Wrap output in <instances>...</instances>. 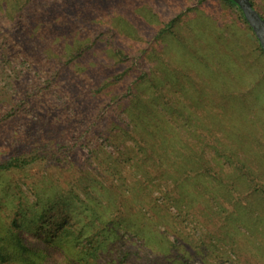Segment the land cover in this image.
Wrapping results in <instances>:
<instances>
[{
	"label": "rangeland",
	"instance_id": "obj_1",
	"mask_svg": "<svg viewBox=\"0 0 264 264\" xmlns=\"http://www.w3.org/2000/svg\"><path fill=\"white\" fill-rule=\"evenodd\" d=\"M254 2L264 16V0ZM44 3L47 11L37 16L35 26L28 28L23 24L17 27L18 32L30 41L31 33L40 36V30L42 36L51 27L50 32L58 38L56 47L64 46L65 41L72 44L73 39H97V46L81 67L83 75L90 72L95 84L131 67V80L146 84L156 98L155 103L158 101L165 108L164 120L156 116L155 120L165 127L164 135L169 140L165 162L168 167L175 161L188 163L190 151L178 148L179 158L173 155L177 154L179 138L188 136L190 125L197 126L196 132L201 129L215 139L219 150L226 144L227 152L235 154L231 162H224L214 149H208L217 165L224 166L222 171L215 168L225 185V193L210 196L200 182L179 190L170 177L156 186L158 178L148 175L145 186L152 190L139 197L128 188L137 181L136 176L140 177L139 173L131 176V172L152 171L151 161L139 154L142 160L137 165L133 161L122 162L136 154L131 150L132 140L119 148L103 144L98 163L106 167V160H119L123 164L122 178L102 177L94 171L90 178L102 180L110 188L106 196L111 194L114 205L122 207H117L115 215L162 220L160 231L171 230L169 239L179 238L178 250L187 251L193 264H264V54L239 9L226 0H44ZM11 37L14 40L7 43V50L17 40L15 35ZM1 54L0 49V57ZM114 58L121 60L114 63ZM36 67L37 63L30 65L19 60L5 65L4 71L0 69V117L12 105L16 88L21 87L35 98L29 81L36 79L38 86H44L49 75L41 76ZM127 83L124 82L123 88ZM72 88L66 86L65 90L71 93ZM37 100L25 120L7 121L14 137L9 141L15 140L18 145L11 151L5 148L10 143L1 139L0 158L40 140H50L61 128L67 136L73 132L71 142L78 146L69 154L66 153L69 149L63 150L68 154V163L60 171L38 162L27 170L0 175V215L8 224L15 218L21 222L27 244L47 247L49 235L54 232L64 235L68 221L74 231L84 233L87 229L82 207L72 198L71 189H79L83 199L88 197L81 187L86 183L82 177L93 169L90 149L78 136L93 127L87 124L88 102L68 104L62 98ZM168 120L177 127L169 126ZM167 165L161 166L163 171L167 170L166 175ZM123 178L122 186L128 189L123 188L122 192L116 184L123 183ZM55 187L62 190L63 199L53 197L52 209L45 212L43 207L49 194L46 190ZM176 191L182 196L177 205L168 197ZM140 200L146 201L142 213L138 211ZM142 220L138 222L141 229L152 228ZM57 242L64 244L63 238ZM83 244L88 243L84 240Z\"/></svg>",
	"mask_w": 264,
	"mask_h": 264
},
{
	"label": "trees",
	"instance_id": "obj_2",
	"mask_svg": "<svg viewBox=\"0 0 264 264\" xmlns=\"http://www.w3.org/2000/svg\"><path fill=\"white\" fill-rule=\"evenodd\" d=\"M226 1L239 9L243 19L255 34L241 8L232 0ZM250 1L256 8L254 0ZM45 7L44 0H0V49L2 50L0 69L4 71L5 65H12L19 60L28 61L30 65L37 63L39 65L36 67L38 74H42L41 76L49 75L44 81L43 87L38 86L36 79L30 80L28 83V87L36 93L38 99L62 98L67 100L68 104L76 101H83L86 104L88 102L86 108L88 113L87 124L93 129L89 130L87 134L78 136L79 141H82V144L90 149L89 157L93 169L92 172L88 171L82 177L86 183L81 187L83 194L88 197L83 199L80 197L79 189H71L72 198L80 202L79 207H82V212L85 215L87 229H84V233L74 231L68 221L64 225V235H57L54 232L47 238L48 246L40 247L26 243L21 231L22 224L19 220L15 218L8 224L0 215V264H193L187 251L178 250L179 238L176 237L172 241L168 236L171 230L160 231L162 220H157V217H149L146 221L140 219L152 226L145 231L139 227L138 222L140 220L137 216L134 219L129 215H115L117 207L120 205H114V201L109 197L111 194L106 196L110 188L102 180L96 179L94 181L90 177H93L94 171L99 172L102 177L103 175L106 177L118 175L119 178H122L123 164L119 160H106V167L102 162L99 161L98 163V160L101 151L104 150L103 144L108 143L110 146L119 148L120 144L132 140L131 150L132 153L135 152L136 154L130 155L122 162L133 161L137 165L144 156L153 165L152 171L143 169L131 172V176L136 175V173L140 175L139 178L136 176L135 180L137 181L128 187L132 192L134 191L135 196L140 197L139 194L152 190V187L145 186L144 180L148 175V177L158 178L159 181L156 186L160 185L161 182H167L168 177L173 178L175 186L179 190L192 188L195 183L200 182L199 185L204 188L203 191L213 196L221 191L223 193L226 191L219 172L215 168L218 167L222 171L224 166L217 165L213 154L209 156L208 149H214L217 155L223 157L224 162H231L230 159L235 155L234 152H227L226 144L222 150H219L215 146V139L212 140L209 134H205L201 129L196 132L194 127L197 129V126L190 125L189 130H187L188 136L179 138L180 143L175 150L177 154L173 155L175 159L179 158L178 148L182 152L190 151L187 154L188 163L181 164V162L174 160L173 166L168 167L165 162L169 155L166 146L169 140L164 135L165 127L162 126L161 122L155 120V116L164 120L165 108L158 101L155 103L156 98L150 94V88L146 84H138V79L131 80V67L115 72L111 79L106 80L104 78L101 84H95L90 72L83 75L82 73L85 71L81 67L85 61H88L86 57L93 53V49L98 44L97 39L85 41L84 39H73L72 44L65 41L64 46L56 47L55 41L58 38L56 39L55 33L50 32L51 27L46 33L42 32L43 37L39 29L40 36L37 33L35 35L31 33L32 39L30 41L18 32L17 27H21L23 24L28 28H32L31 25L35 26L37 16L43 11H47V7ZM260 15L264 18L261 13ZM12 35H15L17 40L12 45V49L7 50V43L9 44L14 40ZM53 35L55 39H53ZM259 47L264 54L261 44ZM118 54L116 53L115 56L118 57ZM120 60L114 58V63H118ZM125 81L128 83L123 88L122 85ZM66 86H72L75 93L67 92ZM16 90L12 105L0 117V140L6 139L10 144L5 148L11 151L18 143L15 140L9 141L14 137L11 130L7 128V121L15 120L19 123L25 120L29 112L33 111L35 107L32 104L38 101L36 97L35 99L32 95L28 96L21 87L16 88ZM59 120L62 122L61 119ZM168 124L174 129L177 127L169 120ZM203 125L207 126L205 122ZM65 132L61 128L59 134L50 140H40L25 150L16 149L15 154H7L5 159L0 158V175L27 170L38 162L47 167L53 165L56 167L55 170L60 171V168L68 163L69 151L73 152L78 146L76 142H71L73 132L69 136ZM178 136L176 135V137ZM155 140L156 142H153ZM64 149H69L66 151L67 155L64 154ZM125 155L124 153L121 157L123 158ZM135 157L137 158L133 160ZM163 165H167L168 175L165 174L167 173L166 169L164 171L161 169ZM87 179L89 180L87 181ZM123 180V183L116 184L122 192L128 189L122 186L125 178ZM123 188L125 190H121ZM46 191L49 194H46L47 201L43 211L48 212L54 204L52 202L53 197L56 198L55 200L62 198L60 194L62 190L55 187ZM168 197L172 203L177 205L182 196H178L176 191V194ZM145 204L146 201H139L141 207L138 211L140 213H142ZM58 238H63L64 244L58 243ZM84 240L87 241V245L83 244Z\"/></svg>",
	"mask_w": 264,
	"mask_h": 264
},
{
	"label": "water",
	"instance_id": "obj_3",
	"mask_svg": "<svg viewBox=\"0 0 264 264\" xmlns=\"http://www.w3.org/2000/svg\"><path fill=\"white\" fill-rule=\"evenodd\" d=\"M232 1H234L241 8L264 49V18L260 15L257 9L253 7L250 0Z\"/></svg>",
	"mask_w": 264,
	"mask_h": 264
}]
</instances>
